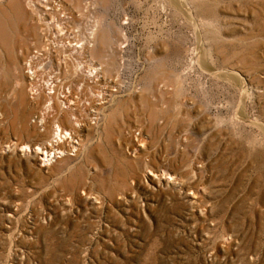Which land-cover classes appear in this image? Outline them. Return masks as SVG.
<instances>
[{
    "label": "rangeland",
    "instance_id": "obj_1",
    "mask_svg": "<svg viewBox=\"0 0 264 264\" xmlns=\"http://www.w3.org/2000/svg\"><path fill=\"white\" fill-rule=\"evenodd\" d=\"M0 121V264H264V0H0Z\"/></svg>",
    "mask_w": 264,
    "mask_h": 264
},
{
    "label": "bare ground",
    "instance_id": "obj_2",
    "mask_svg": "<svg viewBox=\"0 0 264 264\" xmlns=\"http://www.w3.org/2000/svg\"><path fill=\"white\" fill-rule=\"evenodd\" d=\"M47 0H45V2H46ZM51 1V0H50ZM55 1V0H54ZM40 2V1H39ZM53 3V2H52ZM39 4V3H38ZM37 4V5H38ZM40 4H41V2H40ZM43 4V3H42ZM46 4H47V6H46ZM44 6L43 7H48V3H44L43 4ZM39 6V5H38ZM41 7H42V5H40ZM55 6V5H54ZM48 9V8H47ZM54 10V9H53ZM48 11H50V10H48ZM45 12V11H44ZM46 14V13H45ZM48 14H49V12H48ZM50 15V14H49ZM42 16V15H41ZM42 45V44H41ZM81 45V44H80ZM79 45V46H80ZM9 46V45H8ZM43 46H44V44H43ZM50 46V45H49ZM77 46L76 44L73 46V44H66V47H69V48H74V51H76V50H78L79 48H83V46H85V44H83L82 46ZM87 46V45H86ZM91 46H93V45H91ZM10 47V46H9ZM9 47H8V49H9ZM48 47V46H47ZM47 47H43V48H41L40 50H42L43 52L45 51V53H47V50H48V48ZM77 47H79V48H77ZM92 48V47H91ZM47 49V50H46ZM51 49V48H50ZM49 49V50H50ZM56 49V48H55ZM86 49H88V48H86ZM80 50V49H79ZM78 50V51H79ZM93 50V49H92ZM51 51V50H50ZM66 51V50H65ZM82 51V50H81ZM84 51H86V50H84ZM83 51V52H84ZM90 51H91V49H90ZM89 51V52H90ZM41 52H38V51H35V52H33L32 53V55H31V58H29L30 56H28V62L26 63V64H24V65H26L28 68H27V70H26V73H25V77H26V79H28L29 80V82H31L32 84L34 83V82H36V81H34L36 78H34L35 77V73L33 72V68H31V66H30V63H31V61L33 60V59H36L38 56H39V54H40ZM49 53V52H48ZM71 53V52H70ZM79 54H81L80 52H78ZM10 54V53H9ZM42 54V53H41ZM40 54V56H42ZM44 54V53H43ZM45 55H47V54H45ZM77 57V56H76ZM40 58V57H39ZM2 60V59H1ZM13 60V59H12ZM10 62H11V60H9ZM34 61V60H33ZM9 63V62H8ZM63 63V62H62ZM75 63V62H74ZM93 63V62H92ZM2 64V63H1ZM10 64H13V63H10ZM80 64V63H79ZM7 65H9V64H7ZM10 66H12V65H10ZM33 66V65H32ZM89 66V65H88ZM96 66V65H95ZM2 67V66H1ZM14 67V66H13ZM12 67V68H13ZM81 67V66H80ZM5 68V67H4ZM23 68V67H22ZM24 68H25V66H24ZM10 69V68H9ZM13 69H15V67L13 68ZM60 69V68H59ZM76 69V68H75ZM83 69V68H82ZM82 69H80L79 68V71H76V72H78V75H76L75 77H76V82L78 83L77 85V87H75L76 89H80V87L81 86H83V85H89V86H94V85H96L97 83H99V82H102L103 81V77L102 76H100L99 75V73H98V68H96V67H94V66H92V68H88L89 70L88 71H86V72H83L82 71ZM22 70V69H21ZM78 70V69H77ZM35 71V70H34ZM74 71V70H73ZM14 72V71H13ZM36 72V71H35ZM58 72H56L55 74H57ZM22 74V73H21ZM24 74V73H23ZM55 74H53L49 79H50V81H48V82H46L45 84H43L42 83V85H40L39 84V89H38V91L37 92H35L34 94H36V97H35V95H33V92H32V89H31V91L30 92H28L29 93V95L31 96V101H32V103H33V107L34 108H36L37 110H35V111H37V113L35 112V114L37 115V119H38V117L40 118V120H43V118L44 117H49V116H51V115H49V113L50 112H53L54 114L56 113L57 115H59V116H62V118H61V120L63 119V124L62 123H60V124H62L61 125V127L59 126V125H56V126H54V127H50L51 129H53L52 131H53V138L50 140L49 139V142L46 144V145H48V147H49V149H52V147H53V145L56 143V142H58V141H60L62 138H64V137H68L69 136V131H67L69 128H75L76 126H78L79 125V123L78 122H76V118H74V114H73V107H74V105L76 104V103H74V101L72 100L73 98H71V97H74L73 95H75V93H74V91L72 90V89H70L69 87H67V89H65L64 87L66 86V85H64V84H66L65 82L62 84V82L60 81V80H57V76L55 75ZM74 74V73H73ZM58 75V74H57ZM17 76V75H16ZM25 77H23V78H25ZM61 77V76H60ZM17 78V77H16ZM15 78V79H16ZM62 78V77H61ZM25 79V80H26ZM60 79V78H59ZM17 80V79H16ZM19 80V79H18ZM24 80V81H25ZM21 81H23V80H21ZM43 81V80H42ZM46 81V80H45ZM60 81V82H59ZM19 82V81H18ZM18 82L16 83V84H18ZM109 82V81H108ZM75 83V82H74ZM103 83H106L105 81L104 82H102V84ZM13 84V83H12ZM19 84H23V83H19ZM28 84V83H27ZM31 84V85H32ZM76 84V83H75ZM107 84V83H106ZM97 85H100V84H97ZM96 85V86H97ZM29 86V85H28ZM86 86H84V87H86ZM89 86H88V88H89ZM96 86H95V88H96ZM110 86V84L108 85V86H106L107 88H110L109 87ZM25 88V87H24ZM29 88V87H28ZM31 88V87H30ZM34 88V87H33ZM73 88V87H72ZM93 88V87H92ZM23 89V88H22ZM26 89V88H25ZM35 89V88H34ZM78 89V90H79ZM86 89H87V87H86ZM99 89V88H98ZM98 89H96V90H98ZM95 89L93 88V91H94ZM92 91V90H91ZM101 91V90H100ZM100 91H98V92H100ZM103 91V90H102ZM105 91H110V89L109 90H106V88H105ZM80 92H81V90H80ZM80 92L78 91V95L80 94ZM90 92V91H89ZM89 92H88V94H89ZM97 92V93H98ZM22 93V92H21ZM60 93V94H59ZM61 93H63V94H61ZM104 93V92H103ZM26 94V93H25ZM85 94H86V92H85ZM84 94V95H85ZM106 94V93H105ZM77 95V94H76ZM82 95V94H81ZM101 95V94H100ZM23 97V96H22ZM79 97V96H78ZM77 97V98H78ZM86 97H87V94H86ZM104 97V96H103ZM32 98H34V99H32ZM80 98H81V96H80ZM86 99V98H85ZM24 100V99H23ZM80 100V99H79ZM88 101V103H90V105H91V103L94 105V104H96V102H97V100L99 101V99H98V97H97V94H93V93H91L90 95H89V98L87 99ZM24 101H26V100H24ZM77 101V100H76ZM81 101V100H80ZM83 101V100H82ZM26 102H28V101H26ZM29 103V102H28ZM27 103V104H28ZM81 103V102H80ZM42 104V105H41ZM66 104V105H65ZM85 104V103H84ZM87 104V103H86ZM98 104V103H97ZM31 105V104H30ZM78 105V104H77ZM83 105V104H82ZM89 105V104H88ZM76 106V105H75ZM97 106V105H96ZM81 107V106H80ZM83 107H86V106H83ZM94 107V106H93ZM76 108V107H75ZM77 108H78V106H77ZM87 108H88V106H87ZM90 109V108H89ZM81 110V109H80ZM74 111L76 112L77 110L76 109H74ZM79 111V110H78ZM83 111V110H82ZM85 111V110H84ZM81 112V111H80ZM78 113V112H77ZM73 114V115H72ZM82 114V113H81ZM53 115V114H52ZM76 115V114H75ZM80 115V114H79ZM78 115V116H79ZM84 115H85V113H84ZM81 116V115H80ZM33 117V116H32ZM77 117V116H76ZM82 117H83V114H82ZM56 118H57V116H56ZM80 117H77V119H79ZM85 120V119H84ZM45 121H47V120H45ZM79 121V120H78ZM82 121V120H81ZM80 121V122H81ZM1 122V121H0ZM85 122H87V121H85ZM49 124H51V123H49ZM48 124V125H49ZM87 124V123H86ZM52 125V124H51ZM51 129H50V132H51ZM71 130V129H70ZM49 131V130H48ZM71 137V136H70ZM68 140V139H67ZM71 140H72V138H71ZM64 142V141H63ZM68 142V141H67ZM74 142V141H73ZM46 143V142H45ZM65 143H66V140H65ZM64 143V144H65ZM58 144V143H57ZM45 147V146H44ZM58 147V146H57ZM43 148V147H42ZM54 148V147H53ZM41 149V148H40ZM24 150H27V149H24ZM32 150V149H31ZM38 150V149H37ZM47 150V149H46ZM54 150H56V148H54ZM54 150H52L51 152L50 151H48L49 153H47V152H43V157H42V160L44 161L45 160V162H46V160H51L50 158H52V157H54V156H57L56 155V153H61L60 151H54Z\"/></svg>",
    "mask_w": 264,
    "mask_h": 264
}]
</instances>
